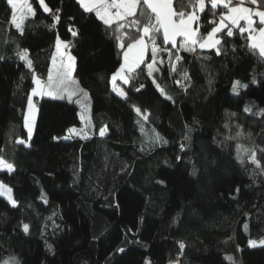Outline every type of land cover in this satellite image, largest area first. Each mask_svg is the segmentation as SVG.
Returning <instances> with one entry per match:
<instances>
[{
	"label": "trees",
	"instance_id": "16d2710c",
	"mask_svg": "<svg viewBox=\"0 0 264 264\" xmlns=\"http://www.w3.org/2000/svg\"><path fill=\"white\" fill-rule=\"evenodd\" d=\"M44 2L50 12L30 0L21 34L0 0V157L15 167L0 171V182L17 202L0 196V264H264V244L249 245L264 240V59L247 36L219 33L217 55L165 44L160 32L159 51L128 76L121 98L111 77L127 48L116 37L140 35L134 17L108 27L76 0ZM255 6L264 10V0ZM174 9L190 10L188 0ZM218 13H201L202 34ZM57 38L75 58L76 93L71 102L37 99L29 138L25 104L34 77L48 75ZM234 81L247 87L233 93ZM82 103L86 137L70 136L82 126ZM136 108L161 142L140 129ZM237 144L251 150L243 162Z\"/></svg>",
	"mask_w": 264,
	"mask_h": 264
},
{
	"label": "snow or ice",
	"instance_id": "6c2138e0",
	"mask_svg": "<svg viewBox=\"0 0 264 264\" xmlns=\"http://www.w3.org/2000/svg\"><path fill=\"white\" fill-rule=\"evenodd\" d=\"M249 3L258 5L259 0H248ZM9 7L12 10V18L10 23L14 24L17 30L23 34V30L21 27V22L27 17L28 14L34 15V10L31 5L28 3V0H7ZM40 6L44 9L45 12H50L51 9L45 4L44 0H39ZM77 3L84 9L86 12L95 11L98 19L102 20L103 23L111 27L113 23L118 21L127 20L129 17H134L130 21V26L136 28V30L140 33L138 37H132L130 33H122L116 37L118 41V46L121 49L127 48V51L124 53L125 63L121 64L120 69L113 75L112 79L115 81L118 77L124 80L125 83L129 82V77L127 74L121 76L122 72H125V68H127L128 72H131L143 59V54L148 47V41L152 44V53L153 57H155L156 53L159 51L156 40L158 38V34L162 30L163 39L165 44L171 42L173 46H176V37L183 36L186 38V43H181L179 46L183 48L185 51H195V45H199L200 48H216L217 55L220 54V50L217 45L222 43L221 39L218 38L217 34L224 32L227 30V35L231 37L233 35V28H238L241 33L248 31L249 32V40H253L254 37L252 33L259 32V41L258 43H251L249 46L251 48H259L260 55L264 57V27L256 29L253 27L255 23L253 17L259 18V24L264 25V10H260L259 8L253 9L250 7L243 6L244 0H241V3L238 5H233V0H188V6L193 9V11L188 12L181 10L177 12L174 9V0H77ZM210 3L211 8L213 10L218 7H222L227 9L226 13H220L219 16V24H216V21H210L213 26L211 31L207 32L206 36H198V29H194L192 25L199 20V13H203L205 11L206 4ZM150 10V15L145 17L144 12L142 10L139 11V15H137L138 9H142L145 7ZM115 9V11H113ZM20 12V17L18 20L17 12ZM215 15V12L213 13ZM58 21L59 17L56 16L54 18ZM146 21V22H143ZM244 21L246 24L242 25L240 22ZM125 24L119 23L116 29L117 32L120 31L121 28H124ZM72 31V35L76 36L77 33ZM127 38L128 43H125V39ZM147 37V41L145 40ZM57 50L60 49L61 46L67 48V44H62L59 38H57ZM190 43L193 47H188L187 44ZM129 53H133L134 60L132 63H129ZM20 59L25 60L26 64L29 68H31V60H29L27 50H24L19 53ZM74 57L71 55L68 56L69 68H71L74 63ZM177 61L181 59L179 55L175 57ZM149 68H152V65H149ZM175 70V69H173ZM151 75V73H149ZM185 78L187 76L185 75ZM52 80L51 74L49 75V81ZM34 82L39 83L38 81ZM62 83V82H61ZM142 87V86H141ZM247 87V85L242 84L240 81H234L232 85L233 93L238 94L239 88ZM49 91L48 95H53V85L49 83L48 85ZM117 92V95L122 98H127L125 92L120 91L118 89H113ZM66 91V89H65ZM139 91V89H137ZM36 94V90H33V95ZM75 93L69 92V99L71 102V96ZM161 94L165 95V93L161 90ZM86 97L87 94L84 93ZM55 98V97H54ZM62 98V96L60 97ZM165 98L168 97L165 95ZM28 105L31 109L33 107L32 97L29 96ZM138 116H141L142 119L147 121L148 116L141 112L139 108H136ZM245 111H251L249 108H245ZM83 120L84 117L82 116ZM25 127L28 128L29 138H31L32 129L29 126L28 118L25 117ZM69 131H75L74 129H70ZM105 134V129L100 130V135L103 136ZM238 136L240 133L237 134ZM67 138V137H65ZM188 137L185 136V140ZM162 137L158 134L154 137V142H161ZM17 143L24 144L25 141L17 140ZM166 142V141H165ZM27 146V145H25ZM183 150V146L181 148ZM251 151L250 149L244 147L243 145L237 144V159L242 160V155ZM251 160L253 163H257L255 158V152L252 151ZM257 166H259L257 164ZM7 170L9 173L15 170V167L12 163L5 160L3 157H0V171ZM0 196L5 197L8 202L16 207L17 202L12 197V189L2 182H0ZM245 229H247V225H245ZM23 231L25 234H28V225L25 224L23 226ZM260 244H264V240L259 242ZM256 241H249V245L254 247L256 246ZM181 249L184 248L183 243L180 244ZM121 251H123L121 249ZM231 259V258H229ZM2 264H19V261L15 257H9L7 260L3 261ZM146 264L148 262L146 261Z\"/></svg>",
	"mask_w": 264,
	"mask_h": 264
},
{
	"label": "crops",
	"instance_id": "0c3cea01",
	"mask_svg": "<svg viewBox=\"0 0 264 264\" xmlns=\"http://www.w3.org/2000/svg\"><path fill=\"white\" fill-rule=\"evenodd\" d=\"M38 1V3H39V0H37ZM77 1V0H76ZM241 3V0H233V5H238V4H240ZM39 5H40V3H39ZM80 5V4H79ZM174 6V5H173ZM243 6H245V7H250V8H253V9H256V8H258V7H256L255 5H253V4H251V3H249L248 2V0H244V3H243ZM41 7V6H40ZM42 8V7H41ZM82 8V7H81ZM43 9V8H42ZM83 9V8H82ZM206 9H209V10H211V11H216V10H218V14H217V16H216V18L214 19L215 21H216V24L218 25L219 24V16H220V13H226L228 10L227 9H224V8H222V7H218L217 9H215V10H213L212 8H211V5H210V3H207L206 4V7H205V10ZM260 9V8H259ZM44 10V9H43ZM84 10V9H83ZM260 10H263V9H260ZM113 11H115V9H113ZM191 11H193V9L191 10ZM190 11V12H191ZM95 15H96V12L95 11H92ZM20 12L18 11L17 12V17H18V20H19V17H20ZM198 15H199V20L196 22V23H194L193 25H192V27L194 28V29H198V33H197V35L198 36H206L207 35V32L206 33H204V34H202V32H201V30H200V15H201V13H199L198 12ZM29 16H32V14H28L27 15V17H29ZM97 16V15H96ZM26 17V18H27ZM25 18V19H26ZM98 18V17H97ZM24 19V20H25ZM253 19H254V21H255V23L253 24V27L254 28H256V29H259V28H261V27H264V25H260L259 24V18L258 17H253ZM23 20V21H24ZM100 20V19H99ZM23 21L21 22V27H22V24H23ZM100 21H102V20H100ZM103 22V21H102ZM242 25H245V27H246V24H245V22L244 21H241L240 22ZM12 24V23H11ZM12 26L14 27V28H16L15 27V25L14 24H12ZM215 26V25H214ZM17 29V28H16ZM19 31V30H18ZM211 31V30H210ZM224 31H226L227 32V30L225 29ZM20 32V31H19ZM209 32V31H208ZM235 32H237L238 34H245L246 36H247V38H248V45H250L251 43H258V41H259V32L257 31L256 33H252V35H253V37H254V39L253 40H249V32L248 31H245V32H243V33H241L240 31H239V29L238 28H233V33H235ZM161 34H162V30H161ZM219 34V33H218ZM218 34H217V36H218ZM162 38H163V34H162ZM218 38H219V36H218ZM176 46H179L181 43H186V38L185 37H183V36H177L176 38ZM145 40L147 41V37H145ZM163 41H164V39H163ZM62 42V41H61ZM165 43V42H164ZM62 44H66L65 42H62ZM167 44H170V45H172L173 46V44L171 43V42H169V43H167ZM187 46L188 47H193L190 43H188L187 44ZM195 47V49H201V50H210V49H215V48H200L199 47V45L197 44V45H195L194 46ZM217 47V46H216ZM179 48L180 49H183V48H181L180 46H179ZM253 49H255V50H257L258 51V53L260 54V52H259V48L258 47H256V48H253ZM125 51H127V49L125 50ZM150 51H152V45H150V43L148 42V47H147V49L145 50V52H144V54H143V59L140 61V63L131 71V72H128L127 71V68H125V72H122L121 73V76H124L125 74H127V77L132 73V72H134L144 61H145V59H146V56H147V54H148V52H150ZM125 53V52H124ZM69 55H71L72 57H73V54L71 53V52H69L68 51V48H65V47H63V46H61L60 47V49L59 50H57V43H56V49H55V52H54V54H53V57H52V61H51V64H50V69H49V72H48V75H47V77H46V79H41L40 77H38V76H35V81H38L39 83H36V82H34V79H33V89H32V91H31V93H30V95L29 96H31L32 97V101H33V107L30 109L29 108V105H28V99H29V96H28V98H27V101H26V104H25V108H24V126H25V117H27L28 118V122H29V126L31 127V129H32V132H33V127H34V122H35V118H36V115H37V108L35 107V104L34 103H36V100L37 99H39V98H41V97H54V95H55V93L57 94L59 91V89H60V87H57V89H55L54 87H53V95H48L47 93H48V91H49V88H48V85H47V82L49 81V75L52 73L53 75H54V77L52 78V80L50 81V82H52V85L54 86L56 83H57V81H58V78L61 76V75H63V73L65 72V70H66V68L68 67L69 68V62H68V56ZM263 59H264V57H263ZM133 60H134V56H133V53H129V63H132L133 62ZM74 63H75V61H74ZM74 63L72 64V66H71V68H69L68 69V71H69V74L71 73V75L73 74V70H74ZM125 63V59H124V54H123V58H122V62H121V64H124ZM121 66V65H120ZM119 69H120V67H119ZM117 72V71H116ZM115 72V73H116ZM114 73V74H115ZM113 74V75H114ZM113 75H112V77H113ZM57 76H59V77H57ZM112 77H111V83H112V88H117V89H119L120 90V87H121V85H126L127 83H125L124 82V80L123 79H121L120 77H118L115 81H113V79H112ZM59 82V81H58ZM67 88H70V84H68L67 85ZM33 90H36V94L35 95H33ZM115 92V91H114ZM25 129H26V131H27V133L29 134V132H28V128H26L25 127ZM71 132V131H70ZM66 139H68V137L66 138Z\"/></svg>",
	"mask_w": 264,
	"mask_h": 264
},
{
	"label": "rangeland",
	"instance_id": "374dc122",
	"mask_svg": "<svg viewBox=\"0 0 264 264\" xmlns=\"http://www.w3.org/2000/svg\"><path fill=\"white\" fill-rule=\"evenodd\" d=\"M28 3L31 5V3H30V0H28ZM31 7H32V5H31ZM68 67L66 68V70H65V72L63 73V75H61L60 77L59 76H57V77H59L58 78V81H57V83L53 86L55 89H57V87H60V89L58 90L59 92L56 94L55 93V95H54V97L55 98H57V99H63V98H67V99H69V95H68V93L69 92H73V93H76L75 92V90H74V88H73V86H72V75H71V73L69 74V71H68ZM51 76H52V78L54 77V75L51 73ZM49 79V78H48ZM62 82V83H61ZM49 83H51L52 84V82H50V81H48L47 82V85H49ZM68 84H70V88H67V85ZM65 89H66V91H65ZM114 89V88H113ZM115 89H117V88H115ZM119 90V89H118ZM121 91V90H120ZM116 94H117V92H116ZM62 96V98H60ZM119 96V95H118ZM73 97V95L71 96V98ZM119 97H121V96H119ZM122 98V97H121ZM84 100V99H83ZM82 100V101H83ZM81 102V101H80ZM35 104V107L37 108V103H34ZM81 112L79 113L80 114V119H81V117L83 116L84 117V119L82 120L81 119V123H82V126L81 127H79L78 129L77 128H73L75 131H71L69 134H71L70 136H77V137H81V138H84V137H86V134H85V130H84V126H85V119H86V116H87V110H88V112H89V107L87 108V106H86V104H84V103H82L81 104ZM143 113V112H142ZM144 114H146V113H144ZM140 117V119L141 120H139V122H138V124H139V127H140V129L143 131V132H146V130L148 131V133H149V138H153L154 139V137H155V135H154V133L152 132V131H149L148 130V128L146 127V122H145V120L144 119H142L141 118V116H139ZM147 133V132H146ZM29 135V134H28ZM69 136V137H70ZM24 141V140H23ZM24 146L25 145H29V142L28 141H25V143L23 144ZM1 197H3V196H1ZM12 197H13V195H12ZM4 199H6L5 197H3ZM13 199H14V197H13ZM7 200V199H6ZM8 201V200H7ZM260 245H262V244H260L259 242H257V244H256V246H260ZM177 264H178V262H176ZM171 264V263H170Z\"/></svg>",
	"mask_w": 264,
	"mask_h": 264
},
{
	"label": "built area",
	"instance_id": "2783aa9c",
	"mask_svg": "<svg viewBox=\"0 0 264 264\" xmlns=\"http://www.w3.org/2000/svg\"><path fill=\"white\" fill-rule=\"evenodd\" d=\"M191 10H192V8L190 7V10H188V12H190ZM69 49H70V50H73V49H74L72 44L69 45ZM38 107H39V105L37 104V108H38Z\"/></svg>",
	"mask_w": 264,
	"mask_h": 264
},
{
	"label": "bare ground",
	"instance_id": "6f19581e",
	"mask_svg": "<svg viewBox=\"0 0 264 264\" xmlns=\"http://www.w3.org/2000/svg\"><path fill=\"white\" fill-rule=\"evenodd\" d=\"M171 264H177L176 262H173V263H171Z\"/></svg>",
	"mask_w": 264,
	"mask_h": 264
}]
</instances>
